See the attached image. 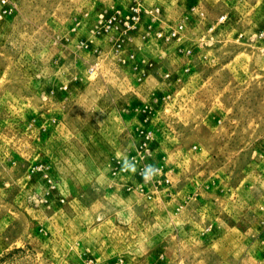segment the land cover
<instances>
[{
    "label": "rangeland",
    "instance_id": "obj_1",
    "mask_svg": "<svg viewBox=\"0 0 264 264\" xmlns=\"http://www.w3.org/2000/svg\"><path fill=\"white\" fill-rule=\"evenodd\" d=\"M0 264H264V0H0Z\"/></svg>",
    "mask_w": 264,
    "mask_h": 264
},
{
    "label": "clouds",
    "instance_id": "obj_2",
    "mask_svg": "<svg viewBox=\"0 0 264 264\" xmlns=\"http://www.w3.org/2000/svg\"><path fill=\"white\" fill-rule=\"evenodd\" d=\"M122 169L125 171L135 172L136 166L134 162H131L125 159L122 164ZM158 172H159L158 168L152 165H146L144 169L142 170L141 175L143 176L144 180L147 182V181L152 180L153 177H155L158 174Z\"/></svg>",
    "mask_w": 264,
    "mask_h": 264
}]
</instances>
